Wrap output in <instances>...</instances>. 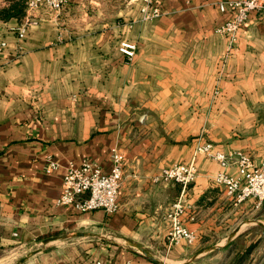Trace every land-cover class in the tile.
Wrapping results in <instances>:
<instances>
[{"label":"crops","instance_id":"0c3cea01","mask_svg":"<svg viewBox=\"0 0 264 264\" xmlns=\"http://www.w3.org/2000/svg\"><path fill=\"white\" fill-rule=\"evenodd\" d=\"M210 1L158 0L163 13L143 20L141 0H68L32 11L18 39L24 0H0V264H159L136 245L171 264H264V206L233 203L213 182L219 165L196 152L208 139L264 157V13L229 48ZM112 149L124 155L114 213L55 205L69 163L107 172ZM182 162L197 169L187 187L153 180ZM177 199L196 240L169 247Z\"/></svg>","mask_w":264,"mask_h":264},{"label":"built area","instance_id":"2783aa9c","mask_svg":"<svg viewBox=\"0 0 264 264\" xmlns=\"http://www.w3.org/2000/svg\"><path fill=\"white\" fill-rule=\"evenodd\" d=\"M68 0H26V16L16 28L18 39H22L28 27L38 20L32 11L41 9L45 14H57ZM141 18L153 20L159 17L163 10L156 4L158 0H141ZM257 0H228L218 5L220 11L226 13L222 24L214 31L226 37L228 47L236 38L237 31L246 24L249 12L257 7ZM6 47V41L0 40V50ZM119 52L131 59L135 45L121 41ZM196 152L215 161L219 169L213 174V182L223 188L225 195L233 202L239 203L247 199H254L256 206L264 203V157L255 163L249 153L241 151H221L213 143L201 142L196 145ZM110 169L102 171L101 166L92 159H83L79 164L69 163L62 176L61 191L55 200V205L72 207L79 212H89L101 209L106 214L114 213L118 209V189L122 176L124 155L119 149H112L110 153ZM231 166L236 173L227 171ZM58 167V163L49 160L45 166L46 172ZM197 169L192 163H174L164 167L153 177L154 181H173L183 188L193 183ZM184 209L180 199L173 201L165 214L168 228L165 240L169 247L177 244L190 245L196 240V235L182 219ZM129 264V263H126Z\"/></svg>","mask_w":264,"mask_h":264},{"label":"rangeland","instance_id":"374dc122","mask_svg":"<svg viewBox=\"0 0 264 264\" xmlns=\"http://www.w3.org/2000/svg\"><path fill=\"white\" fill-rule=\"evenodd\" d=\"M25 1L26 0H24V8H25ZM225 1H228V0H212V1H210L209 3H210V5L211 6H213V7H215V6H217L218 7V5L220 4V3H223V2H225ZM258 2H259V4H258V6L257 7H255L254 9H252L250 12H249V14L252 12V11H255V12H259V13H264V0H257ZM219 9V8H218ZM220 11V10H219ZM223 14H224V12L223 11H221ZM225 18H226V15L224 14V18H223V20L221 21V23L220 24H222L223 23V21L225 20ZM248 20H249V15H248V19H247V21H246V24L245 25H243L238 31H237V33H236V38H235V40L233 41V43L236 41V39H237V35H238V33H239V31L241 30V29H243L246 25H247V23H248ZM219 24V25H220ZM218 26V25H217ZM217 26H215L214 27V29L217 27ZM214 29H213V31H214ZM215 32V31H214ZM216 33V32H215ZM225 37V36H224ZM0 40H3V39H0ZM233 43H232V45H233ZM218 93V89L217 88H215L213 91H212V94L213 95H216ZM203 143V142H210V143H212L210 140H208V139H202V141H200V143ZM256 204V203H255ZM260 206V205H259ZM262 206H264V203H262L261 204V207ZM254 230H256V231H252V234H251V236L252 235H254L255 234V232H258L259 231V228L258 229H254ZM253 252L255 253V256H261V253L263 252V250H262V248H261V246H256V247H254V249H253Z\"/></svg>","mask_w":264,"mask_h":264},{"label":"water","instance_id":"95a60500","mask_svg":"<svg viewBox=\"0 0 264 264\" xmlns=\"http://www.w3.org/2000/svg\"><path fill=\"white\" fill-rule=\"evenodd\" d=\"M136 247L145 255L147 256L149 259L155 261L156 263H159V264H171V263H168V262H165V261H162V260H159L158 258H156L154 255H152L147 249L139 246V245H136ZM23 261V258H21L19 260V262Z\"/></svg>","mask_w":264,"mask_h":264}]
</instances>
